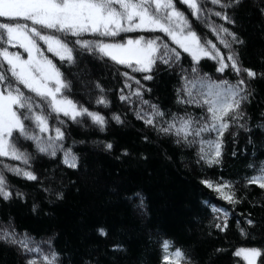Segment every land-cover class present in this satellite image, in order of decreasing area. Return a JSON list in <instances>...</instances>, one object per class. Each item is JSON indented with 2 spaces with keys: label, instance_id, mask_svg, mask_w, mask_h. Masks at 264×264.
<instances>
[{
  "label": "snow or ice",
  "instance_id": "snow-or-ice-1",
  "mask_svg": "<svg viewBox=\"0 0 264 264\" xmlns=\"http://www.w3.org/2000/svg\"><path fill=\"white\" fill-rule=\"evenodd\" d=\"M245 2L0 0V158L27 166L3 164L0 168V201L9 203L13 199L22 200L26 195L15 188L8 174L38 182L50 198L63 201L64 191L44 185L30 167V162L37 156L55 159L62 152L63 164L73 169L79 167V157L72 148L85 141L73 140L71 146L64 143L70 135L66 119L76 126H82L87 119L100 132H106L109 119L105 115L68 96L73 90L70 76L79 78L83 72L63 69H78L85 55L104 61L105 67H111L107 61L118 66L112 71L114 77H122L124 81L120 100L136 103L132 114L158 137L172 138L178 148L193 150L198 164L221 165L225 132L231 128L248 133L253 131L247 105L255 98V81H264V68L254 69L244 63L241 49L246 46V41L235 31L239 26L237 13ZM256 6L264 18V0H258ZM190 18L210 30L226 53L206 35L200 34ZM48 53L58 58L59 65ZM203 59L213 61L219 75L205 73L201 64ZM260 62L264 64V58ZM161 65L179 77L175 103L178 107L184 106L183 114L163 108L151 98L145 99V94H151L153 89L142 81H155ZM135 74H140V78ZM125 88L129 90L127 94ZM95 90V105L109 109L111 101L105 87L95 82ZM132 97L136 98L135 101ZM188 106L200 109L199 116L189 111ZM260 115L264 117V111ZM53 116L56 121L54 136L47 135L52 131L50 120ZM110 119L117 125L126 122V117L116 112ZM262 127L264 125H256V128ZM205 133H214L215 139H205ZM143 140L151 142L146 135ZM93 143L103 144L108 152L115 147L112 141ZM131 155L124 148L117 159ZM140 159L146 160L147 156L141 153ZM260 171V175L248 179L264 190V167ZM201 183L216 192L218 199L233 205L241 202L231 180L221 176L217 180L204 179ZM135 197L139 198L136 208L143 210L144 197L140 193ZM203 204L210 207L212 213L223 214V222L215 227L226 231L229 212L210 200L203 201ZM36 207L33 204V212ZM246 222L253 227L256 224L247 217ZM240 223L237 221V227ZM240 230L248 235L247 229ZM97 231L102 237L108 236L103 227ZM149 240L152 241L151 236ZM0 242L14 247L24 256V264H65L66 253L56 248L53 237L37 240L27 230L19 231L14 217L9 216L6 222L0 223ZM154 243L161 253L158 264H198L185 246H176L166 234L157 233ZM111 251L128 253L127 247L121 243L113 245ZM220 251L216 250L217 253ZM235 255L242 256L247 264H257V258L264 255V247L241 248ZM93 256L90 250L81 258L80 264H100L99 258ZM260 264H264V260Z\"/></svg>",
  "mask_w": 264,
  "mask_h": 264
},
{
  "label": "trees",
  "instance_id": "trees-1",
  "mask_svg": "<svg viewBox=\"0 0 264 264\" xmlns=\"http://www.w3.org/2000/svg\"><path fill=\"white\" fill-rule=\"evenodd\" d=\"M257 3L258 0H246L237 13L239 26L235 29L246 41V46L241 49L242 59L254 69L264 68L260 62L264 58V18ZM180 7L184 8L183 5ZM190 19L200 34L206 35L226 53L210 30L194 18ZM47 55L59 65L58 58L50 53ZM107 64L111 67L85 55L78 69H63L83 72L79 78L70 76L73 90L68 94L69 98L109 119L106 132H100L90 120L85 119L82 126H76L64 118L70 132L64 143L71 146L73 140L85 141L72 148L79 157V167L73 169L63 164L62 152L55 159L37 156L30 162L43 184L62 189L65 199L56 201L42 190L40 183L8 174L15 188L26 195L22 200L0 201V223L11 216L19 231L27 230L37 240L53 237L56 248L66 253L65 264H80L81 258L90 250L94 259L99 258L100 264H158L161 253L154 243L157 233L166 234L176 246H185L198 264H247L235 252L241 248L264 247V190L248 179L260 175L261 167H264V127L256 128L257 124L264 125V117L260 115L264 111V81H255L257 92L253 102L247 105L253 131L248 133L231 128L225 132L223 162L208 167L195 162L193 150L178 148L172 138L158 137L134 117L132 112L137 104L119 98L124 81L122 77H114L112 71L118 66L111 61ZM201 64L205 73L219 75L213 61L203 59ZM135 75L140 78V74ZM95 82L105 87L111 101L109 109L95 105ZM142 83L153 89L151 94H145V99L151 98L163 108L183 114L184 106L178 107L175 103V87L179 84L175 72L170 73L161 65L155 81ZM128 91L124 89L125 94ZM132 99L135 101L136 98ZM188 107L199 116L200 109ZM113 112L126 117L124 125L111 121ZM55 123L53 116L50 120L52 131L47 135H55ZM145 135L150 137V143L144 142ZM204 138L215 139V134L205 133ZM93 141H112L114 150L108 152L103 144ZM124 148L132 155L117 159ZM141 153L147 156L146 160L140 159ZM3 164L27 167L18 161L0 158V168ZM221 176L234 182L233 188L241 200L239 204L218 199L216 192L201 183L204 179L217 180ZM136 193L144 197L143 210L136 208L139 203ZM49 199L53 202L49 203ZM205 200L229 212L226 231L215 227L223 222V214L212 213L210 207L203 204ZM33 204L37 206L35 212ZM246 217L256 222L254 227L247 224ZM237 221L241 222L239 227ZM101 227L108 231L107 237L99 235L97 230ZM241 228L247 229L248 235L242 234ZM117 243L127 247V255L111 251ZM217 249L221 251L217 253ZM261 260L264 255L258 258L257 264ZM24 261L25 257L14 247L0 242V264H24Z\"/></svg>",
  "mask_w": 264,
  "mask_h": 264
},
{
  "label": "rangeland",
  "instance_id": "rangeland-1",
  "mask_svg": "<svg viewBox=\"0 0 264 264\" xmlns=\"http://www.w3.org/2000/svg\"><path fill=\"white\" fill-rule=\"evenodd\" d=\"M257 261H258V258H257Z\"/></svg>",
  "mask_w": 264,
  "mask_h": 264
}]
</instances>
